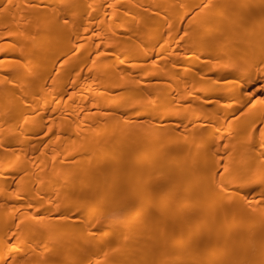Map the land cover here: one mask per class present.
Returning <instances> with one entry per match:
<instances>
[{"label":"bare ground","instance_id":"bare-ground-1","mask_svg":"<svg viewBox=\"0 0 264 264\" xmlns=\"http://www.w3.org/2000/svg\"><path fill=\"white\" fill-rule=\"evenodd\" d=\"M0 264H264V0H0Z\"/></svg>","mask_w":264,"mask_h":264}]
</instances>
